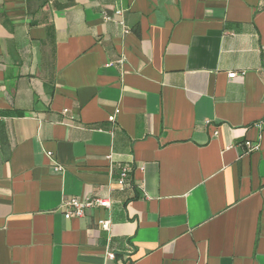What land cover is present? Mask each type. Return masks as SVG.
I'll list each match as a JSON object with an SVG mask.
<instances>
[{
  "label": "crops",
  "instance_id": "obj_1",
  "mask_svg": "<svg viewBox=\"0 0 264 264\" xmlns=\"http://www.w3.org/2000/svg\"><path fill=\"white\" fill-rule=\"evenodd\" d=\"M263 119L264 0H0V264H264Z\"/></svg>",
  "mask_w": 264,
  "mask_h": 264
},
{
  "label": "built area",
  "instance_id": "obj_2",
  "mask_svg": "<svg viewBox=\"0 0 264 264\" xmlns=\"http://www.w3.org/2000/svg\"><path fill=\"white\" fill-rule=\"evenodd\" d=\"M122 10H117L114 11L112 15H108L106 13L102 14V18L103 20L106 21H112V22H116L117 24L122 26ZM122 33L127 34L128 30H126L125 28L122 29ZM229 79H233L236 77V73L233 74H228L227 75ZM62 113L67 114V110H63ZM119 113V111L117 109H115V113L112 114L111 116H109L108 118V122L111 123H115L116 120V116ZM264 122V119L263 121ZM263 123H261L260 125H258V127H260ZM246 147L248 148V151L251 152L252 150H257L258 149V145H250V143H246L245 144ZM48 156L50 157V155L48 154ZM108 159H110V157H108ZM55 171H61V167H59L58 165H56L54 167ZM128 172H129V168H122L120 171V176L117 179V181L115 182L116 185V189L120 190V191H124V189H126V185H127V181L126 178L128 176ZM63 218L64 219H70V218H76V219H80L82 217H84L86 211L88 210H96V209H104V210H109L111 208L110 206V202L107 199L104 198H100V197H80V198H70L67 200H64L63 204ZM97 226L105 231V232H109L110 228H111V222L108 219H100L97 221ZM112 258V256H110Z\"/></svg>",
  "mask_w": 264,
  "mask_h": 264
}]
</instances>
